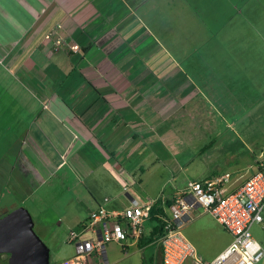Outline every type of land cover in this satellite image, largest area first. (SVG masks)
Wrapping results in <instances>:
<instances>
[{"label": "crops", "instance_id": "obj_1", "mask_svg": "<svg viewBox=\"0 0 264 264\" xmlns=\"http://www.w3.org/2000/svg\"><path fill=\"white\" fill-rule=\"evenodd\" d=\"M261 1L42 0V16L31 20L25 36L0 40V67L28 82L34 98H52L45 95L47 80L60 73L53 95L62 102L63 119L48 112L47 102L42 111L49 124L30 123L25 132L32 140L57 136L37 164L50 177L49 164L68 166L74 176L66 187L74 206L58 224L64 233L86 226L100 206L174 202L189 182L226 174L222 186L232 193L256 173L264 152ZM55 26L80 50L54 55L45 35ZM64 89L73 95L69 103ZM13 164L45 181L25 153ZM192 216L182 231L201 258L212 260L232 235L201 208ZM258 225L264 228V221ZM154 226L145 220L142 240ZM154 247L160 249L155 242L132 243L111 264H142Z\"/></svg>", "mask_w": 264, "mask_h": 264}, {"label": "rangeland", "instance_id": "obj_2", "mask_svg": "<svg viewBox=\"0 0 264 264\" xmlns=\"http://www.w3.org/2000/svg\"><path fill=\"white\" fill-rule=\"evenodd\" d=\"M260 3L264 7V3L262 1ZM42 8V0H0V40H8L12 36H16V32L25 36L31 28V20L42 16ZM62 37L58 34L56 26L45 35V38L52 42L51 51L54 55L55 53L62 54L63 50L66 52L80 50V48L72 49L73 45H69ZM162 43L166 47L169 46L167 41ZM51 51H49V57L52 55ZM61 58L67 65L68 55L66 57L63 55ZM181 63L183 65V60ZM61 64L63 65V63ZM59 75V70L56 69L47 80L45 95L47 97L52 96V98L41 100L38 97L39 100L34 98L33 91L35 90L28 82L19 77L15 79L11 73H8L7 69L0 67V217L15 208H26L34 219L35 233L49 249L50 264H60L66 256L75 252L74 244L70 242V231L66 234L64 233L65 228L58 226L59 222L68 221L66 209H72L74 206L71 195L66 192V187L73 185L75 181L68 166L61 169V167L57 168V164H49V170L54 171L50 177L42 165L37 164L39 163V156L44 154L43 147H50L48 139L56 145L57 136L54 138L52 135L48 138L32 140L26 134L25 129L30 123L32 126L40 124L42 121L45 125L49 124L48 120H44L46 112L43 113L42 111L43 106L47 107L45 104L47 102L48 112L57 113L63 119L65 112L64 108H61L62 102L53 95L56 81L60 79ZM68 91L69 89H64L62 95L66 97V101L70 102L73 95L72 93L67 94ZM39 114H41L40 117L36 119ZM70 123L76 124L75 121H70ZM45 130L49 135L52 134L48 128ZM210 139L213 140L214 138L211 137ZM230 146L236 145L231 144ZM20 152L25 153L34 163L33 166L44 177V182L35 175L30 178L28 171L24 170L22 164L19 166L13 164ZM193 168L194 166L191 167V170ZM32 173L34 174V172ZM251 234L264 249V228L255 224L251 228ZM65 236L68 237V242H65ZM85 236L89 237L86 234ZM106 249L109 260L108 262L102 260L103 264H111L122 258V249L117 243H108ZM95 261L99 262L97 258ZM91 262L94 264L93 260ZM259 264H264V257Z\"/></svg>", "mask_w": 264, "mask_h": 264}, {"label": "built area", "instance_id": "obj_3", "mask_svg": "<svg viewBox=\"0 0 264 264\" xmlns=\"http://www.w3.org/2000/svg\"><path fill=\"white\" fill-rule=\"evenodd\" d=\"M72 49H79L73 45ZM258 169L237 191L229 193L222 186L229 174L217 180L189 182L172 205L165 207L163 234L156 240L161 251V264H259L264 249L256 241L251 228L264 221V152L258 156ZM155 201L141 204L134 200L131 206L115 210L100 206L90 213L86 226L70 231L75 256L65 264H90L95 258L107 260L108 243H117L124 254L132 243L142 238L143 224L151 218L150 209ZM211 214L231 235L232 242L212 260H204L182 231L195 209ZM100 224V228L96 225ZM91 232L86 237V232Z\"/></svg>", "mask_w": 264, "mask_h": 264}, {"label": "water", "instance_id": "obj_4", "mask_svg": "<svg viewBox=\"0 0 264 264\" xmlns=\"http://www.w3.org/2000/svg\"><path fill=\"white\" fill-rule=\"evenodd\" d=\"M34 219L24 207L0 217V264H50L49 249L34 231ZM3 255H8L1 262Z\"/></svg>", "mask_w": 264, "mask_h": 264}, {"label": "trees", "instance_id": "obj_5", "mask_svg": "<svg viewBox=\"0 0 264 264\" xmlns=\"http://www.w3.org/2000/svg\"><path fill=\"white\" fill-rule=\"evenodd\" d=\"M172 204L173 202H164L162 199H158L154 202L150 209V216L151 220L155 222V226L151 236L148 239L140 240V245L142 247L148 246L149 244H153L163 234L164 221L161 219L160 216L164 215L165 207H168ZM160 253V249H157L155 247L152 249H148L147 253L144 255L142 264H160Z\"/></svg>", "mask_w": 264, "mask_h": 264}, {"label": "flooded vegetation", "instance_id": "obj_6", "mask_svg": "<svg viewBox=\"0 0 264 264\" xmlns=\"http://www.w3.org/2000/svg\"><path fill=\"white\" fill-rule=\"evenodd\" d=\"M6 258H8V255H3L2 258H1V262L6 260Z\"/></svg>", "mask_w": 264, "mask_h": 264}]
</instances>
